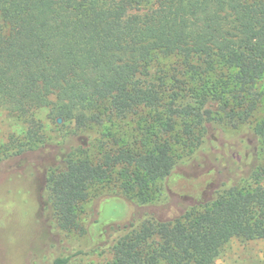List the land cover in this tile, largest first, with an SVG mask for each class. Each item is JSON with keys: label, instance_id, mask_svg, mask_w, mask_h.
<instances>
[{"label": "trees", "instance_id": "obj_1", "mask_svg": "<svg viewBox=\"0 0 264 264\" xmlns=\"http://www.w3.org/2000/svg\"><path fill=\"white\" fill-rule=\"evenodd\" d=\"M263 73L264 0H0V111L17 121L0 160L50 145L36 117L44 109L68 127L39 189L58 228L76 225L96 182L121 181L104 200L157 203L162 181L211 127L235 128L251 117ZM150 111L147 121L141 115ZM135 118L140 131L132 126L127 142L124 129ZM108 123L116 129L104 133ZM93 130L87 146L70 142ZM255 133L264 142V119ZM232 147L213 156L242 170ZM33 166L5 170L0 182L19 176L34 187ZM258 166L249 169L254 185L241 187L243 175L219 179L210 198L172 218L142 209L125 223L102 226L111 253L105 264H212L233 237L264 240ZM68 261L56 256L51 264Z\"/></svg>", "mask_w": 264, "mask_h": 264}, {"label": "rangeland", "instance_id": "obj_2", "mask_svg": "<svg viewBox=\"0 0 264 264\" xmlns=\"http://www.w3.org/2000/svg\"><path fill=\"white\" fill-rule=\"evenodd\" d=\"M166 62L169 63L168 60ZM255 89L260 93V98L251 117L238 122L235 128L228 124L215 128L210 126L208 136L196 152L179 160L170 175L162 181L163 190L157 203L137 206L123 195L117 197L118 199L104 200L102 197L107 196H102L104 193L120 190L118 187L121 181L116 182V178H113L114 180L107 183L96 182L89 188L88 201L82 210L77 211L76 225L66 231L50 221L39 189L44 185L45 170L55 161L52 154L55 144L63 138L68 127L67 124L61 125V121L56 123L48 119L46 110H39L36 117L43 122L50 145L44 146L41 154L36 150L27 151L18 157L0 160V175L5 170L31 163L34 165L32 177L35 183L34 187H29V182L24 177L13 179L10 175L0 182V264H51L56 256H68V264H105L111 259V253L108 250L109 239L104 233H99L100 230L103 232L102 226L116 222L125 223L134 210L141 212L143 209L159 218L177 216L184 205L201 204L210 198L219 179L233 181L236 175H243L246 177L240 182L241 187L247 189L250 184L254 185L255 175L248 177L249 169L259 163V170L256 172L259 173L264 166L263 138L255 133V127L264 119V73L255 82ZM152 115L153 111H150L148 114L143 112L141 116L148 121L153 119ZM137 119L124 129L126 133L122 136L123 140L129 141L133 133L132 126L136 125V131H140L141 126L137 125ZM16 126L17 121L13 116L0 111V157L5 153L6 139L16 130ZM110 129L116 128L108 123L103 131L108 133ZM94 130L85 131L73 137L70 142L72 145L87 146L89 138L97 136ZM124 130L112 133L121 135ZM227 144L233 146V149L228 150L230 154L235 149L240 152L236 159H240L239 166L242 170L230 166L228 159L221 162L220 159L217 160V156H213L214 153L222 154L223 147ZM118 171L119 168L114 171L115 176L119 175ZM28 194L34 196L33 200L37 203L32 205L33 200L28 199ZM156 195L153 194V197ZM92 224L100 228L96 231ZM45 240L46 246L42 248ZM212 264H264V240L233 237L221 246Z\"/></svg>", "mask_w": 264, "mask_h": 264}]
</instances>
